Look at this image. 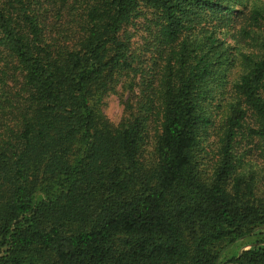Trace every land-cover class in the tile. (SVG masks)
I'll return each mask as SVG.
<instances>
[{
	"label": "trees",
	"instance_id": "1",
	"mask_svg": "<svg viewBox=\"0 0 264 264\" xmlns=\"http://www.w3.org/2000/svg\"><path fill=\"white\" fill-rule=\"evenodd\" d=\"M251 149L263 0H0V264H264Z\"/></svg>",
	"mask_w": 264,
	"mask_h": 264
},
{
	"label": "rangeland",
	"instance_id": "2",
	"mask_svg": "<svg viewBox=\"0 0 264 264\" xmlns=\"http://www.w3.org/2000/svg\"><path fill=\"white\" fill-rule=\"evenodd\" d=\"M264 1V0H263ZM141 35V31H139L138 36ZM137 37L135 39H137ZM125 93L123 90L119 89L115 94L111 93L105 96L99 103L98 108L100 110L101 115L107 119L110 123L117 125L119 124L124 116V106L123 101L125 100ZM251 151H254L251 149ZM246 161H249L248 167L245 169L246 171H254L257 173L258 183L262 190H264V170L261 168V161L257 157V154L254 152L251 153L250 156L246 158ZM244 242L250 243V239H245ZM244 242L238 241L231 248L227 250V253L223 254V257H232L242 249ZM246 247L245 249H247Z\"/></svg>",
	"mask_w": 264,
	"mask_h": 264
}]
</instances>
